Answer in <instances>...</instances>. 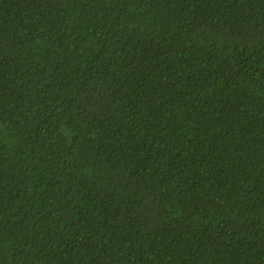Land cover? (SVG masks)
I'll return each instance as SVG.
<instances>
[{
  "label": "trees",
  "instance_id": "16d2710c",
  "mask_svg": "<svg viewBox=\"0 0 264 264\" xmlns=\"http://www.w3.org/2000/svg\"><path fill=\"white\" fill-rule=\"evenodd\" d=\"M0 264H264V0H0Z\"/></svg>",
  "mask_w": 264,
  "mask_h": 264
}]
</instances>
